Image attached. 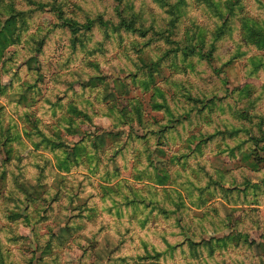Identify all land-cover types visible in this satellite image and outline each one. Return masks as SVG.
I'll return each mask as SVG.
<instances>
[{"label": "rangeland", "instance_id": "rangeland-1", "mask_svg": "<svg viewBox=\"0 0 264 264\" xmlns=\"http://www.w3.org/2000/svg\"><path fill=\"white\" fill-rule=\"evenodd\" d=\"M30 1L0 0V264H264V0Z\"/></svg>", "mask_w": 264, "mask_h": 264}, {"label": "trees", "instance_id": "trees-1", "mask_svg": "<svg viewBox=\"0 0 264 264\" xmlns=\"http://www.w3.org/2000/svg\"><path fill=\"white\" fill-rule=\"evenodd\" d=\"M30 2H33V0H31ZM99 18V17H98ZM63 25L66 26L72 34H77L79 31H81L82 29L86 28L88 31L92 30L95 27L96 22L92 21V22H88L85 24H79L76 23L73 20H63ZM98 26H103V27H107L108 23L103 21L101 18L98 21ZM127 29H130L129 25H126Z\"/></svg>", "mask_w": 264, "mask_h": 264}]
</instances>
